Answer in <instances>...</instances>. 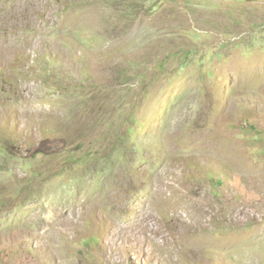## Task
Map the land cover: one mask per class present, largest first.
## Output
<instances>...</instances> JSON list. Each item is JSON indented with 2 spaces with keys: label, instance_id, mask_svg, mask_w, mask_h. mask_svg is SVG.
I'll use <instances>...</instances> for the list:
<instances>
[{
  "label": "rangeland",
  "instance_id": "1",
  "mask_svg": "<svg viewBox=\"0 0 264 264\" xmlns=\"http://www.w3.org/2000/svg\"><path fill=\"white\" fill-rule=\"evenodd\" d=\"M0 264H264V0H0Z\"/></svg>",
  "mask_w": 264,
  "mask_h": 264
}]
</instances>
